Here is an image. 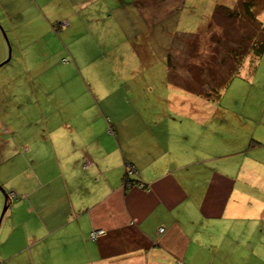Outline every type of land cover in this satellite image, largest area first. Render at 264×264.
Masks as SVG:
<instances>
[{
  "label": "crops",
  "instance_id": "crops-1",
  "mask_svg": "<svg viewBox=\"0 0 264 264\" xmlns=\"http://www.w3.org/2000/svg\"><path fill=\"white\" fill-rule=\"evenodd\" d=\"M93 1L0 0V26L14 30L3 63L12 58L15 36H23L22 25L36 21L43 28L39 54L49 58L62 49L54 36L64 31L65 53H76L79 34L73 37L66 26L78 24L79 9ZM19 53L21 63L25 51ZM249 57L248 88L231 100L223 88L212 97L211 87H203L215 81L211 68L187 60L141 61V84L161 76V89L170 87L155 94L167 106L137 109L139 116L131 111L135 118L127 127L114 120V109L111 118L102 108L86 114L73 101L65 110L71 118L62 123L48 107L39 117L30 112L27 123L34 126L18 136L12 128L23 116L0 108V151L13 143L14 157L30 170L21 177L10 165L0 173L8 188L0 264H45L47 255L55 264H264V51ZM40 85L45 97L38 92L37 100L49 99V76ZM17 98L0 89V107ZM13 176L16 185H10ZM97 229L103 233L91 239Z\"/></svg>",
  "mask_w": 264,
  "mask_h": 264
},
{
  "label": "rangeland",
  "instance_id": "rangeland-1",
  "mask_svg": "<svg viewBox=\"0 0 264 264\" xmlns=\"http://www.w3.org/2000/svg\"><path fill=\"white\" fill-rule=\"evenodd\" d=\"M244 1L94 0L88 5L84 4L85 7L82 9L77 7L82 14L84 13V16L80 15L78 24L66 26L67 32L72 36L79 34L76 45L81 49L74 54L65 53L63 39L66 40V32H60L54 37L58 42L56 44L61 45L62 49H54L49 58L45 53L39 54L43 29H40L39 21H36L35 25L21 24L24 33L19 40L16 36L14 38L16 46L13 47L12 58L0 65V89L5 94L16 93L18 98L14 103L9 102V105L5 100V106L0 108L12 112L16 108V113L23 116L21 121L15 118L12 128L16 130L18 136L21 135L20 131L24 126H34L28 124L27 119L39 117L40 108L48 107L49 111L52 109L55 114L53 119L58 123L71 118L65 110L74 107L73 101L78 103L77 108L85 109L86 114H93L102 108L103 113L111 118L110 111L114 109V120L117 119L119 124L127 127L135 118L130 114L131 111L139 116L142 113L137 109L143 107L159 109L167 106L165 101L157 102V97L155 98L156 93L164 94L163 91L170 88L166 85L167 88L161 89L165 83L161 76L149 79L151 83L146 79L147 82L141 84L146 76V73H142L141 61L148 63L162 59L164 62L165 59H172L176 64L178 62L183 64L185 60L195 62L203 71L211 68L216 87L221 86L229 77L231 83L223 89L226 99L231 100L233 94L246 91L248 88L245 82L248 76L245 75V63L250 59V43L252 39L255 41L259 39L261 26L264 24V0H251L250 6H243ZM247 7L253 12L254 18L246 13ZM4 24L0 26V63L10 56L8 39H13L14 34V30L6 22ZM147 27L151 33L147 31ZM27 29L30 33L26 32ZM153 46L158 48L153 49ZM33 48H36L37 53L32 51ZM135 48L139 49V55ZM230 49H233L234 53L226 52ZM19 51H25L24 56L20 55L21 63L17 59ZM234 57L239 60L240 66L232 73L235 66ZM187 68L195 71L192 65L191 67L187 65ZM48 69L49 75H46L44 71ZM7 70L10 72L2 74ZM46 76H49V88H53V92L49 99L38 101L36 96L38 92L40 97H45L40 91L43 89L40 84ZM148 76L151 78L152 74ZM11 78L15 79V83L6 84ZM135 78L140 80L136 83ZM173 80L179 82L176 77ZM166 81L170 82L169 77ZM203 87H211L208 92L212 97L215 96L211 83L205 84L204 81ZM142 102H147V105ZM203 105L205 112L208 113L209 104L204 102ZM126 114H130L127 119ZM205 119L202 118L203 121ZM70 122L72 123V120ZM43 130L40 128L38 134H43ZM14 146L13 143L9 144L0 151V163L4 158L12 159L7 166L0 164V173H5L11 165V171L23 177L30 170L26 161L14 157ZM12 179L10 185H16V177L13 176ZM0 186L3 188L0 187L3 195V199L0 196L1 223L8 212L6 207L1 215L5 189L8 188L1 184ZM11 201L13 200H9L7 205ZM44 262L55 264L49 260V255L45 257Z\"/></svg>",
  "mask_w": 264,
  "mask_h": 264
},
{
  "label": "trees",
  "instance_id": "trees-1",
  "mask_svg": "<svg viewBox=\"0 0 264 264\" xmlns=\"http://www.w3.org/2000/svg\"><path fill=\"white\" fill-rule=\"evenodd\" d=\"M251 0H245L244 2H243V6H250L251 5ZM246 13L249 15V16H251L252 18H254L253 17V12L249 9L248 10V7L246 8ZM261 24H263L262 22H260ZM250 45H251V47H250V51H251V54H252V56L254 57V58H257L258 56H260L262 53H263V51H264V24L261 26V30H260V34H259V39L257 40V41H255V39H252V41H251V43H250ZM226 52H228V54H230V53H234V50L233 49H230L229 51L228 50H226ZM223 57V56H222ZM232 57H233V55H232ZM235 58V57H234ZM234 68H233V71H232V73H234L238 68H239V66H240V62H239V60H237L236 58H235V60H234ZM4 64V63H3ZM1 65H2V63H1ZM229 78V77H228ZM230 79V78H229ZM208 81V83H210L209 82V80H207ZM215 82V81H214ZM228 79L227 80H225L223 83H222V85L221 86H219V87H216L215 85H214V83H213V87H212V90H214L215 92H218V90H220V89H222V88H224V86H226V85H228ZM202 84H204V82H202ZM8 204V202H6V205Z\"/></svg>",
  "mask_w": 264,
  "mask_h": 264
},
{
  "label": "built area",
  "instance_id": "built-area-1",
  "mask_svg": "<svg viewBox=\"0 0 264 264\" xmlns=\"http://www.w3.org/2000/svg\"><path fill=\"white\" fill-rule=\"evenodd\" d=\"M130 170H131V168H130ZM102 233H103V230H101V229L93 230L90 232V237H91V239H95L98 235H100Z\"/></svg>",
  "mask_w": 264,
  "mask_h": 264
},
{
  "label": "water",
  "instance_id": "water-1",
  "mask_svg": "<svg viewBox=\"0 0 264 264\" xmlns=\"http://www.w3.org/2000/svg\"><path fill=\"white\" fill-rule=\"evenodd\" d=\"M8 58H9V57H8ZM8 58H7L6 60H8ZM6 60H5V61H6ZM5 61H3V62H5ZM3 62H2V63H3ZM4 209H5V208H4Z\"/></svg>",
  "mask_w": 264,
  "mask_h": 264
}]
</instances>
